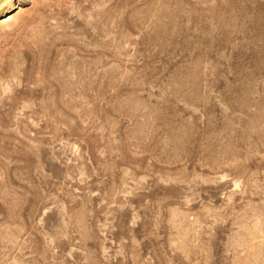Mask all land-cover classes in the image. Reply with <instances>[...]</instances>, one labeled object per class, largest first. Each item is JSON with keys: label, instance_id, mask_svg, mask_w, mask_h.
I'll return each mask as SVG.
<instances>
[{"label": "rangeland", "instance_id": "obj_1", "mask_svg": "<svg viewBox=\"0 0 264 264\" xmlns=\"http://www.w3.org/2000/svg\"><path fill=\"white\" fill-rule=\"evenodd\" d=\"M0 264H264V0H0Z\"/></svg>", "mask_w": 264, "mask_h": 264}, {"label": "bare ground", "instance_id": "obj_2", "mask_svg": "<svg viewBox=\"0 0 264 264\" xmlns=\"http://www.w3.org/2000/svg\"><path fill=\"white\" fill-rule=\"evenodd\" d=\"M15 6V2H10L9 4H8V6L5 8L6 10H10L11 8H13ZM5 11V10H4ZM8 18V17H7Z\"/></svg>", "mask_w": 264, "mask_h": 264}]
</instances>
